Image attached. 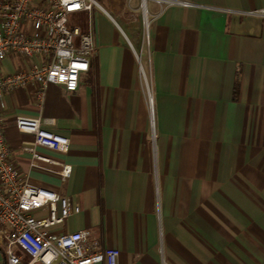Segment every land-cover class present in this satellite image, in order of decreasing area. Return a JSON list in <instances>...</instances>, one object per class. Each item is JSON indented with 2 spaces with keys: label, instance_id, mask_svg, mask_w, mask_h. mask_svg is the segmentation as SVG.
<instances>
[{
  "label": "crops",
  "instance_id": "1",
  "mask_svg": "<svg viewBox=\"0 0 264 264\" xmlns=\"http://www.w3.org/2000/svg\"><path fill=\"white\" fill-rule=\"evenodd\" d=\"M99 1L109 16L93 11L97 51L78 90L51 84L39 101L29 85L2 100L20 176L80 208L50 230H87L118 264H264V16L251 13L264 0H147L148 42L140 0ZM19 115L69 138L65 154L38 149L70 164L68 179L30 167Z\"/></svg>",
  "mask_w": 264,
  "mask_h": 264
},
{
  "label": "built area",
  "instance_id": "2",
  "mask_svg": "<svg viewBox=\"0 0 264 264\" xmlns=\"http://www.w3.org/2000/svg\"><path fill=\"white\" fill-rule=\"evenodd\" d=\"M146 1L140 0L139 10L144 40L148 42ZM152 1L162 7L192 5L178 0ZM95 9L109 16L97 0H0V247L4 264H118L119 250L97 248L87 230L60 234L50 230L79 213L80 208L55 191L20 176L10 159L1 118L4 95L18 88L34 86L39 101L51 84L70 93L78 90L80 76L89 71L97 51ZM251 13L264 16V9ZM135 57L143 73L136 53ZM8 58L15 63L10 73L1 70ZM143 80L153 129V98L144 73ZM54 124L53 119L24 115L15 118L16 129L33 137L31 144L22 148L30 154V167L66 180L72 166L38 150L60 154L68 151L69 138L52 131ZM40 210L45 212L44 217L35 215Z\"/></svg>",
  "mask_w": 264,
  "mask_h": 264
},
{
  "label": "rangeland",
  "instance_id": "3",
  "mask_svg": "<svg viewBox=\"0 0 264 264\" xmlns=\"http://www.w3.org/2000/svg\"><path fill=\"white\" fill-rule=\"evenodd\" d=\"M99 1V0H98ZM100 2V1H99ZM138 57H139V59L141 60V53L139 52L138 54ZM141 62V61H140ZM141 63H143V64H141V67H142V71H143V73L145 74V76L147 77V72H146V69L144 68V62L142 61ZM143 73L141 72V70H139V74H140V78L142 79V82H144V80H143Z\"/></svg>",
  "mask_w": 264,
  "mask_h": 264
}]
</instances>
